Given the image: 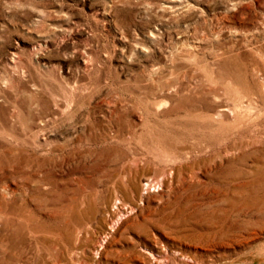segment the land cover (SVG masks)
Returning <instances> with one entry per match:
<instances>
[{
  "label": "rangeland",
  "instance_id": "rangeland-1",
  "mask_svg": "<svg viewBox=\"0 0 264 264\" xmlns=\"http://www.w3.org/2000/svg\"><path fill=\"white\" fill-rule=\"evenodd\" d=\"M25 263L264 264V0H0Z\"/></svg>",
  "mask_w": 264,
  "mask_h": 264
},
{
  "label": "bare ground",
  "instance_id": "bare-ground-1",
  "mask_svg": "<svg viewBox=\"0 0 264 264\" xmlns=\"http://www.w3.org/2000/svg\"><path fill=\"white\" fill-rule=\"evenodd\" d=\"M17 199L18 198H16L15 195L13 193H11V203H10V209L8 211L9 212V215H10V218H11V221L10 222L12 223V225H17V223H20V222H22L23 224L25 222L27 225H29V219H31V218H27V219L25 218L26 215H27V211H26V207H25V199L22 198L20 204L17 203ZM107 213L109 214L110 211H108ZM54 245L55 244H53L52 247Z\"/></svg>",
  "mask_w": 264,
  "mask_h": 264
}]
</instances>
